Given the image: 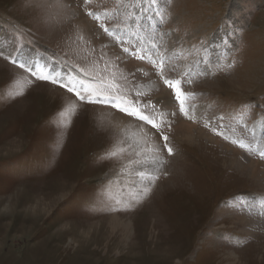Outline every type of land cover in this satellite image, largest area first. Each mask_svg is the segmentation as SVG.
I'll list each match as a JSON object with an SVG mask.
<instances>
[{"label":"rangeland","instance_id":"1","mask_svg":"<svg viewBox=\"0 0 264 264\" xmlns=\"http://www.w3.org/2000/svg\"><path fill=\"white\" fill-rule=\"evenodd\" d=\"M64 3L70 7H57L55 0H0V61L11 66L0 63V264H226L231 251L238 256L237 264H264V217L255 208L232 206L238 199L255 204L264 198V180L227 163V153L206 140H178L171 129L176 112L240 150L241 164L248 159L264 162L257 153L229 140L264 145V127L258 123L264 118V0H168L163 24L151 9L147 13L132 9L154 17L157 27L167 33L166 55L184 50L187 59L175 60L179 68L169 71L173 67L169 65L165 75L176 79L179 70L190 66L192 83L183 84V89L195 93L188 101L195 105L189 113L195 119L179 111L173 91L151 64L123 52V47L134 50L133 44L122 46L107 36L86 15L83 0ZM97 4L108 10L116 7L115 0H96L88 8L98 11ZM74 7L81 8L124 56L152 69L155 77L150 81L145 70L135 68L123 72L127 81L122 83L132 99L137 89L149 92L141 103L152 101L154 108L149 111L167 116L160 132L169 137L173 151L169 155L163 148L158 132L163 163L130 165L129 160L138 159L132 149L122 159H105L120 141L131 142L106 121L95 120L87 107L107 105L77 101V113L70 126L63 127L59 113L67 103L51 102V97L35 91L39 83L59 84L39 80L18 67L44 65L48 74H59L66 82L76 74L74 64L83 67L95 60L103 67L105 61H112L119 68L118 63L126 61L108 58L102 46L94 48L76 38L80 32L73 25L78 17ZM104 23L111 27L116 21ZM202 57L207 65L196 63ZM154 83L169 89L174 109L162 111L155 105ZM245 105L253 107L246 127H241L233 117ZM125 167L132 175L121 173ZM141 167L158 178L141 183L135 176ZM55 179L65 184V190H52ZM117 179L125 200L128 191L137 193L144 186L151 191L140 203L133 201L132 207L124 208L105 192ZM219 208L250 219L234 224L217 214ZM113 214L130 222V233L110 223Z\"/></svg>","mask_w":264,"mask_h":264},{"label":"snow or ice","instance_id":"2","mask_svg":"<svg viewBox=\"0 0 264 264\" xmlns=\"http://www.w3.org/2000/svg\"><path fill=\"white\" fill-rule=\"evenodd\" d=\"M168 0H115L116 7L112 10L100 8L97 4L98 11H93L88 8V5L96 3V0H83L84 11L87 16L98 23L100 29L103 32L113 38L117 43L122 46L125 43L133 44L134 50L130 51L129 47H123V52L141 61H147L156 70L157 75L163 81V83L173 91L174 100L178 103V109L181 113L187 116L189 119H195L193 115H189L190 112L195 111V105L190 104L188 101L195 96V93L185 92L183 84L192 83L190 77L191 68L185 66L183 69L177 72L178 78L171 79L165 75V69L169 65L173 67L169 68V71H177L179 65H175V60H186L187 56L184 54V50L180 49L178 52L173 51L171 55H166L167 47L164 42V36L167 33L162 32L157 27V20L152 16L138 15L133 12L132 9H139L141 13H147L150 9L155 12V17L158 18L160 24L165 22V11L167 8ZM55 6L57 7H70L64 3V0H55ZM147 19L148 25L140 23V20ZM111 27L106 26L104 21H113ZM126 37L128 39L126 40ZM78 40L84 42L85 38L82 34H78L76 37ZM205 56L207 55V48L204 47ZM192 54V53H189ZM196 55L200 54V49H196ZM2 55V53H0ZM7 59V57H6ZM104 57L101 56V60ZM16 64V60L11 61ZM203 62L208 64V60L204 57L201 60L196 61L197 64ZM18 67L25 72L31 73L32 76L39 80L49 81L53 84H59L61 88H64L68 93L73 94L76 100H69L66 107L59 113L60 124L63 127H68L71 124V117L78 111L77 101L102 104L110 106L118 110L127 116L133 117L138 121L144 122V125H151L152 128L160 132V129L165 122V113L163 112H150V109L154 108V105L150 101L141 103V99L147 96L149 92L142 90H135L136 99L129 97L128 90L125 83L127 76L119 70L118 66L112 61H105L103 67L97 62L92 61L86 66H79L74 64L72 66L76 74L67 77L66 82H61L59 74H48L46 66L36 64L28 65L26 63L18 64ZM202 74V73H199ZM198 74V75H199ZM145 76L148 73H144ZM150 91V89H149ZM22 95L23 93H16ZM252 105H245L233 119L241 127H246L247 117L250 114ZM175 113H173L174 115ZM222 120L223 117H220ZM159 121V122H158ZM258 123L261 127H264V118H260ZM207 123L205 127H207ZM222 126V125H221ZM235 131V129H233ZM143 128L139 131L132 132L128 139L130 143L125 144V141H120L118 145L113 146L105 153V159H122L125 154L129 153V149L133 150V153L138 159L129 160V164H135L138 166H146L149 164L163 163L160 160L161 148L151 143L147 138V134L141 135ZM161 138L164 141L163 148L167 149L168 154H172V148L169 147L167 141L169 137L160 132ZM217 135H223L221 132H217ZM227 138V137H225ZM233 144H237L240 148L249 151V153H257L262 159H264V145L256 146L253 143H245L243 140L233 139ZM122 174L132 175L131 170L125 167L121 170ZM135 176L139 178L142 183L145 180L155 181L158 177L146 171L143 167L135 172ZM132 187L135 186L133 181ZM114 189H116L114 191ZM151 191V188L144 186L139 192L133 193L128 191L129 199H123L125 190L119 183V179L114 182H110L105 192L107 198L114 202L116 205H120L124 208L132 207V202L140 203L144 196H147ZM236 208L243 209H257V214L264 217V198H261L257 203H247L242 199H238L233 205Z\"/></svg>","mask_w":264,"mask_h":264},{"label":"bare ground","instance_id":"3","mask_svg":"<svg viewBox=\"0 0 264 264\" xmlns=\"http://www.w3.org/2000/svg\"><path fill=\"white\" fill-rule=\"evenodd\" d=\"M64 1L70 2L71 0ZM73 9L74 11L78 12V17L74 20L73 25H75L77 29H79L80 34L84 36L86 41L90 42L91 46H93L94 48L102 46L103 48L101 50L105 51V55L108 58L112 57L119 61L126 60L122 64H119L120 62L118 63L119 68L122 70V72L127 73L128 71L129 73L134 71L135 68H140L145 70L146 73H148L146 81H150L155 77V75L152 73V69L149 67L148 64L124 56L118 50L117 46L112 41V39L104 35L99 29H97L94 22L85 15L84 11L81 10V8L74 7ZM0 63L6 68L11 67L1 61ZM154 85L158 88H155L154 90V92L156 91V93L152 92V96L154 98L153 102H155V105H160L162 111L172 110L173 107L175 108L176 106L174 105V102L172 100V94H170L171 92L169 91V89H166L160 83H154ZM35 91L37 92L38 96L46 95L47 98L51 97V102H54L58 99L61 100V103L63 104L68 103L69 100H75L70 93L65 92L62 88L58 86H51L47 83H39V86L36 88ZM87 107L92 109L90 110V115H93L95 120L98 119L106 121L108 123L109 128L117 131V133H122L129 137L132 132L139 131L140 128H143V132L141 133V135L147 134V138L149 139V141L155 144L157 147H160L161 138L158 136L157 130L152 128L151 125L146 126L143 122L138 121L130 116H127L126 114H122L109 106L88 105ZM180 116L179 114L177 115V113L175 112V115L172 118L174 122L172 124L171 129L176 139L180 138L181 140L188 141L191 143H196L197 140H206L208 143H210V145L215 146L216 148H220V151L222 153H227V155L229 156V160L227 161V163L229 162L231 165L237 166L239 169L247 172L254 178L264 180V162L248 159L246 164H241L239 161L240 157L242 156L240 150L228 145L227 143L222 142L218 138L209 135L205 130L201 129L196 124L188 122ZM163 126H166L165 123ZM229 140L232 141L231 139ZM162 152L160 151L159 156L162 154ZM50 186L52 187V190L54 189V191L56 192L65 190V184H61V182L57 179L51 181ZM217 214L220 216L224 215L225 217L232 219V223L237 225L244 224L246 222V219H248L245 215L232 214L230 216V213H228L225 209L222 208L218 209ZM109 218L112 219L110 223H113V225L120 226L125 234L130 233V222L122 221V219L120 220L119 214H113ZM226 257V264L238 263V256H236L235 252H228V255Z\"/></svg>","mask_w":264,"mask_h":264}]
</instances>
